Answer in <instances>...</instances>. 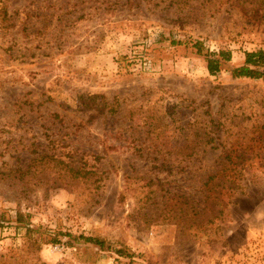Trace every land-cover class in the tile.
Masks as SVG:
<instances>
[{
  "label": "rangeland",
  "instance_id": "374dc122",
  "mask_svg": "<svg viewBox=\"0 0 264 264\" xmlns=\"http://www.w3.org/2000/svg\"><path fill=\"white\" fill-rule=\"evenodd\" d=\"M260 49L264 0H0V264H264Z\"/></svg>",
  "mask_w": 264,
  "mask_h": 264
},
{
  "label": "trees",
  "instance_id": "16d2710c",
  "mask_svg": "<svg viewBox=\"0 0 264 264\" xmlns=\"http://www.w3.org/2000/svg\"><path fill=\"white\" fill-rule=\"evenodd\" d=\"M197 46L198 43L196 42ZM201 54V50H197ZM206 62V68L210 75H216L221 70V65L229 63L231 61L230 54L225 51H219L218 53L206 52L203 54ZM233 78H248V79H261L264 78V49H260L254 52H245L244 61L240 66L234 67L231 70ZM74 178H85L88 175L94 173H84L83 169L72 170ZM17 222H21V215H18ZM84 240L88 243L94 244L100 248H103V241L91 237H84ZM57 239H52L51 243H57ZM120 255H124L121 251H118Z\"/></svg>",
  "mask_w": 264,
  "mask_h": 264
}]
</instances>
